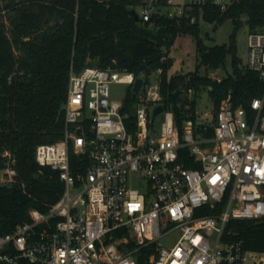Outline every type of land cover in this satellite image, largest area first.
Instances as JSON below:
<instances>
[{
    "label": "built area",
    "instance_id": "built-area-1",
    "mask_svg": "<svg viewBox=\"0 0 264 264\" xmlns=\"http://www.w3.org/2000/svg\"><path fill=\"white\" fill-rule=\"evenodd\" d=\"M238 1L138 0L133 10L142 24L160 17L196 23L206 21L207 7L225 12ZM244 67L264 80V31H250ZM161 71L71 68L64 135L35 151L41 166L59 172L62 194L0 233V264H139L142 251L147 264H264V250L224 232L231 219L264 217V97L253 99L252 115L228 96L204 119L196 108V119L179 126L161 102ZM139 77L129 130L124 99L112 97L111 87L123 83L128 92ZM194 94L190 87L184 97ZM158 105L163 111L154 115ZM4 155L0 184L13 186L16 159Z\"/></svg>",
    "mask_w": 264,
    "mask_h": 264
},
{
    "label": "trees",
    "instance_id": "trees-1",
    "mask_svg": "<svg viewBox=\"0 0 264 264\" xmlns=\"http://www.w3.org/2000/svg\"><path fill=\"white\" fill-rule=\"evenodd\" d=\"M138 3L0 0V170L7 160L4 152L9 150L16 159L19 179L13 186L0 184V233L30 219L31 208L46 210L62 194L59 172L41 166L35 151L39 144L64 135L72 67L81 71L86 66H113L147 77L161 68V102L165 109H173L179 126L184 118L196 119L197 94L204 89L216 109L230 96L233 107L244 106L250 115L255 113L252 101L264 97V80L258 71L244 67L236 38L244 23L250 31H264V0H239L225 12L207 7L204 18L209 23L218 26L227 18L234 22L229 42L215 45L201 38L200 22L160 17L142 24L132 13ZM185 34L196 40V68L171 72L175 59L170 53ZM228 56L231 71L226 67ZM210 70L226 74L213 76ZM190 87L195 89L192 100L184 97ZM135 100L130 89L122 108L128 114L129 130L134 128ZM185 162L196 166L187 157ZM204 212L213 210L205 208ZM224 232L226 239H242L246 248L264 250V217L231 219ZM138 258L139 264H147L145 251Z\"/></svg>",
    "mask_w": 264,
    "mask_h": 264
},
{
    "label": "rangeland",
    "instance_id": "rangeland-1",
    "mask_svg": "<svg viewBox=\"0 0 264 264\" xmlns=\"http://www.w3.org/2000/svg\"><path fill=\"white\" fill-rule=\"evenodd\" d=\"M201 32L200 36L207 45L228 43L230 35L234 30V22L231 18L225 19L218 26L214 23H209L204 20L200 21ZM249 34L250 28L244 23L237 30V53L242 59V63L245 65L248 61L249 54ZM197 47L196 40L191 34H185L178 37L175 46L173 47L170 56L174 57L175 62L171 69V72L179 70L189 71L196 68L197 60ZM226 67L229 71L232 70L231 58L228 56L226 61ZM202 71H205V67H201ZM210 75L222 76L226 74L225 70H210ZM112 97L123 100L128 90V85L123 83L112 84ZM195 96V94H194ZM212 100L206 89L201 90L197 94V110L200 113L201 119H204V112L212 109ZM159 117V116H158ZM199 123V120H198Z\"/></svg>",
    "mask_w": 264,
    "mask_h": 264
},
{
    "label": "water",
    "instance_id": "water-1",
    "mask_svg": "<svg viewBox=\"0 0 264 264\" xmlns=\"http://www.w3.org/2000/svg\"><path fill=\"white\" fill-rule=\"evenodd\" d=\"M132 13L135 17L136 20H139V15L136 12V10H132ZM143 79L141 77L137 78L135 85H134V89H133V95L136 94V92L140 89L141 85H142ZM163 111V106L162 105H158L155 109H154V115H158L160 112Z\"/></svg>",
    "mask_w": 264,
    "mask_h": 264
}]
</instances>
